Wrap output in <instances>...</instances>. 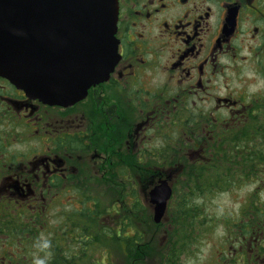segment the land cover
<instances>
[{
  "label": "flooded vegetation",
  "instance_id": "af4514ba",
  "mask_svg": "<svg viewBox=\"0 0 264 264\" xmlns=\"http://www.w3.org/2000/svg\"><path fill=\"white\" fill-rule=\"evenodd\" d=\"M116 2V62L82 98L44 103L0 76V235L35 228L23 216L43 209L46 189H105L76 190L78 207L70 203L63 218L73 229L107 213L108 191L151 182L132 172L172 170L153 163L170 153L171 138L234 120L247 99L237 78L264 79V0ZM156 132L168 140L152 141Z\"/></svg>",
  "mask_w": 264,
  "mask_h": 264
},
{
  "label": "trees",
  "instance_id": "16d2710c",
  "mask_svg": "<svg viewBox=\"0 0 264 264\" xmlns=\"http://www.w3.org/2000/svg\"><path fill=\"white\" fill-rule=\"evenodd\" d=\"M234 117V120L229 118L225 121L221 120L218 128H211L213 130L208 134L203 133L202 137H196L195 133L191 135L188 132L182 142L180 138L174 142L175 145L170 147L169 154L153 157V163L158 161L169 163L178 171L173 178V196L164 223L152 224L149 204L140 199L141 195L136 196L134 187H123L120 196L115 193L108 203V208L115 213L116 225L122 226L121 233L115 232L112 227H98L97 218L82 220L81 227L76 222V228L80 231L78 234L54 238L58 246L59 240L63 242V246L72 244L74 251L67 253V257L59 253L57 247L52 246L49 251L50 258L45 264H94L93 259H90V252L94 248H100L103 239L107 244L113 241L120 248L128 264H144L146 257L151 258L155 254L160 264H180L179 257L188 250L186 246L192 239V222L195 221L197 226H201L198 221L202 205L195 203L201 195L200 190L208 192L212 188L238 186L248 175H254L264 181V96L246 99L245 104ZM171 152L174 155H171ZM191 155L194 156L190 162L188 157ZM141 171L132 174L140 178L144 175L146 181L151 182L136 186L138 189L148 190L157 179L163 177L162 172L159 171H155L153 176L151 172ZM205 183L210 184V187H200ZM182 187H186L188 191L180 190ZM253 195L255 192L250 195L245 215H250L254 219L253 214H255L257 219H262L264 202L260 206L256 202L252 203ZM116 197H120L118 204ZM93 213L100 214L101 209L97 208ZM242 224L243 228L246 226L250 230L243 231L242 228L244 232L242 239L249 236V233L255 235L259 231H264V226L260 228L252 223L248 226L246 223ZM15 234L9 238L18 240L25 238L24 245L28 246L35 232L28 229L25 235H20L18 232ZM68 238L70 243L67 244ZM35 240L37 244L36 237ZM11 254L18 257L20 255L18 251ZM97 262L105 264L101 261ZM15 264L32 263L16 262Z\"/></svg>",
  "mask_w": 264,
  "mask_h": 264
},
{
  "label": "water",
  "instance_id": "95a60500",
  "mask_svg": "<svg viewBox=\"0 0 264 264\" xmlns=\"http://www.w3.org/2000/svg\"><path fill=\"white\" fill-rule=\"evenodd\" d=\"M116 12V0H0V76L31 98L72 104L116 61ZM171 193L167 180L147 192L154 223Z\"/></svg>",
  "mask_w": 264,
  "mask_h": 264
},
{
  "label": "rangeland",
  "instance_id": "374dc122",
  "mask_svg": "<svg viewBox=\"0 0 264 264\" xmlns=\"http://www.w3.org/2000/svg\"><path fill=\"white\" fill-rule=\"evenodd\" d=\"M235 89L244 90L247 98L264 96V79L255 75L242 76L236 79ZM178 139L171 138V141L174 143ZM155 140L156 143H158V140L159 142L164 140L160 132L155 133L152 141ZM167 140H164L163 143ZM32 141L33 139H29V147L35 146V142ZM180 141H183V137L180 138ZM171 155H174L173 152H171ZM193 156H189L188 161L191 162ZM200 187H210V184L205 183ZM79 189L85 191L90 189L93 195L96 196L99 195L100 191L105 190L83 187L82 185L78 188H66V186H63L55 190L58 192V196L53 197L55 191L46 189L43 209H40L37 213L28 211L29 213L26 212V216H23L24 220H27L35 227L33 231L37 230L29 245H21L20 240L16 238L0 235V253L10 256V264H15L16 262L36 264L38 260L43 261V264H45L47 259L50 258L49 251L52 246L57 247L58 252L67 257V253L74 251V246L68 244L70 243V238L67 239V246H63L61 240H59L58 246L55 244L54 238L62 235L75 236L80 232L76 227L71 230L72 226L67 224V220L63 219L64 214H67V211L72 206L70 203H73L74 207H78L75 192ZM134 189H136V196L140 197L139 195H141L142 197L138 187L135 186ZM180 190L188 191L186 187H182ZM253 192H255V195L252 196V203L256 202L259 206L262 205L264 202V181L254 175L245 177L238 186L212 188L208 192L200 190L201 195L195 200V203L202 205L200 220L198 221L201 226H197L195 221L192 222V239L186 246L188 250L179 257L180 264H264V231H259L255 235L249 233V236L242 239L243 231L249 230L246 226L243 228L242 223H246L247 226L252 223L260 228L264 226V218L257 219L256 215L253 214L254 219H252L250 215H245V209H247L251 198L250 195ZM114 194L115 191L112 193L108 191V203ZM257 194L258 196H256ZM114 216L115 213L107 206V213L97 217V226H104V228L117 227L116 217ZM152 235L155 236V234ZM102 241L103 243L100 247L102 250L94 248L90 252V259H93L92 262H95L94 264H100L97 261L105 264H128L123 258L120 248L113 241L108 242V244L105 239ZM156 247L160 246L156 245ZM16 251L21 256L19 255L18 257L11 254V252ZM87 255H89V252H87ZM144 264H160V261L155 254L151 258L146 257Z\"/></svg>",
  "mask_w": 264,
  "mask_h": 264
},
{
  "label": "clouds",
  "instance_id": "9594fccd",
  "mask_svg": "<svg viewBox=\"0 0 264 264\" xmlns=\"http://www.w3.org/2000/svg\"><path fill=\"white\" fill-rule=\"evenodd\" d=\"M36 264H43V261L38 260V261H36Z\"/></svg>",
  "mask_w": 264,
  "mask_h": 264
}]
</instances>
